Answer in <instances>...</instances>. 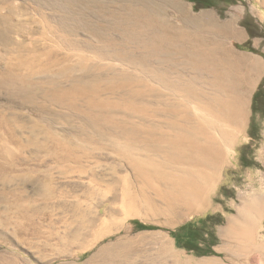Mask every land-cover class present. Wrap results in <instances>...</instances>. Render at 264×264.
<instances>
[{
  "label": "bare ground",
  "instance_id": "obj_1",
  "mask_svg": "<svg viewBox=\"0 0 264 264\" xmlns=\"http://www.w3.org/2000/svg\"><path fill=\"white\" fill-rule=\"evenodd\" d=\"M27 1L36 8L53 10L87 7L91 13L89 15L86 8V16L93 18L77 26L78 20L76 26H73L67 22L68 15L60 14L62 18L58 19L59 23L53 25L49 22L50 16L38 13L44 22L41 25L36 18H20L28 16V13L20 12L18 6L4 9L2 5L8 1L0 0L2 49L11 46L13 35L66 37L63 44L67 41L69 45L65 46L70 50L91 48L87 44L70 45L67 37L78 33L104 38L115 35L130 39L133 43L129 47H115L127 49L126 54L100 53L101 60L118 61L119 66L95 62L83 54H76L75 58L68 53L61 56L56 54L53 59L52 50L50 52L48 48H45V55L42 53L44 58L40 57V53L39 57L34 54L26 56L24 52L29 50L23 43L12 44L19 51L18 56L15 54L13 57L14 60H4L8 70L3 69L7 72L5 76H2L4 71L0 75V94L13 96L15 103L22 102L23 105L32 106L36 112L46 114L43 118L45 126L34 121L29 131L31 138L23 140L24 143L15 141L17 145L24 150L27 145H32L38 151L54 152L56 159L63 163L79 162L80 155L76 153L82 143L85 146L107 148L115 155L110 157H115L118 166L113 181L103 183L106 193H111L112 197L106 198L105 204L96 201L101 205L97 204L98 208L91 219V216L86 218L83 214L89 209L85 208L82 214L80 212V223L76 226H109L102 219L105 215H115L122 220L140 217L162 225H172L208 208L207 200L218 170L225 161L231 160L233 143L242 136L248 93L253 85L250 70L246 67L247 57L235 53L227 44L230 39L242 38V33L233 22H219L211 12L192 15L185 4L176 5L174 9L180 13L182 22L203 34L190 38L182 34L184 30L190 32V29L188 31L183 28L179 33V28L162 23L161 14L149 0H23L25 3ZM73 9L74 12L77 8ZM170 29H176V32L173 34ZM177 32L179 34H175ZM169 33H172L170 37ZM129 68L132 70H126ZM38 73L46 75L42 76L45 80L41 78L44 86L39 85L35 78ZM52 74L55 78H52ZM165 89L171 96L166 95ZM168 97L173 98L170 100ZM51 104L61 108L63 119L72 115L77 117V125L63 128L61 135L53 131L51 125L55 124L53 122L56 118L50 117ZM2 118L0 126L3 124ZM7 119H4L5 123ZM4 125L2 127L5 128ZM40 134H43L41 140L38 139ZM8 136L14 138L11 133ZM76 139L82 143L76 142ZM83 155L85 157L86 154ZM20 157L0 142V227L3 228L0 230V238L11 239L19 244L37 238L39 242V237L44 233L39 229L40 226H34V218L45 206L41 204L44 206L41 208L36 201L41 200L45 205L54 203L52 206L63 212L68 211L69 206L63 200L53 202V195L59 189L55 184L52 185L54 182L50 173L38 174L40 170L36 169L34 158L30 159L32 162ZM124 166L129 169V173ZM97 195L103 196L100 193ZM100 198L96 200L103 201ZM76 205V210L81 207L80 203ZM263 217L264 191L255 190L242 196L236 213L219 230L223 246L217 249L220 252L226 251L231 259L240 254L252 255L264 264V239L258 227ZM71 225L66 221L61 232L53 229L49 232L47 240L41 245L43 249L40 250L43 251H40L38 259L46 260L51 255L54 243L51 244L50 240H56L59 244L63 242L64 248L60 250L63 252L75 247L73 257L78 258L80 253L92 249L104 237L101 234L91 242L85 241L79 230ZM118 229V224H111L107 233H116ZM164 243L161 248L165 259L163 264H168L167 261L170 264H221L218 259L193 261L184 258L170 246L167 239ZM107 250V247H103L98 252L106 253ZM8 255L0 252V264H17L15 258L11 259Z\"/></svg>",
  "mask_w": 264,
  "mask_h": 264
},
{
  "label": "rangeland",
  "instance_id": "obj_2",
  "mask_svg": "<svg viewBox=\"0 0 264 264\" xmlns=\"http://www.w3.org/2000/svg\"><path fill=\"white\" fill-rule=\"evenodd\" d=\"M7 1L8 2H5L2 5L4 6V9H6L8 6H13V8H16V6H18L20 12L26 11L28 13V16H20V18H36L41 25L44 24V22L42 23L41 21V14L46 15L47 17L50 16L49 22L53 25L59 23L58 19H60L61 15H68L69 20L67 19V22L69 24H72L73 26H76L78 20L79 23L77 24V26H79V24L92 21L91 18H93L92 16H89L91 12L87 7H76L77 9L73 7L76 10H74L73 8H60L57 10H53L43 7L36 8L29 1H27L26 3L23 2V0ZM149 1L151 3H154L153 5L155 6V9L161 14L162 18L160 21L162 23L164 22L168 26L170 25L179 28L176 25L184 24L181 20L180 13L177 9L174 8L176 5L186 4L192 15H199L203 12H211L219 22L231 20L234 26L242 33V38L240 40L230 39L227 41V44L235 53L247 57L246 67L248 70H250L249 75L253 80V85L251 86L248 93L246 117L242 136L240 139L235 140L233 143L234 153H232L231 155V160L225 161L222 167H220V169L218 170L217 179L213 184L210 196L207 200L208 208L198 213L191 214L172 225H162L155 221H148L142 218L140 219V217H130L126 220H122L120 217H116L115 215H105L102 217V219L108 224H118L119 229L116 231V233L114 232L113 234L107 233L110 225L102 227L76 226V224L80 223V212V214H82V212L86 208L87 210L89 209L87 212L83 213L84 215H86V218L90 217L91 215L93 216L94 211L96 210V208H98L100 202L105 204L107 203V199H110L112 197L111 193H109L110 196L108 195V193H106V188L104 187L105 184L103 183L112 182V178L116 173L115 169L118 168V166H116L117 161H115L114 159L115 157L110 158L111 156H115L113 151L109 149L107 150V148L103 149V147H100L98 145L85 146L82 141L76 139V142L82 143L80 145L81 147L83 146L82 148L80 147L76 153L77 155H80L81 162L79 160V162L63 163L56 159L55 155L53 154L54 152H49L47 150L38 151V149L33 148L34 146L32 145H27V147H25V150L22 149L19 145L16 144V142L24 143L31 138L30 136L32 135L29 131L30 126L35 123L34 121H39L41 125L43 124V126H45L46 122H44L45 120L43 121V118L45 119L46 114L38 113L32 106L28 105V107L26 105H23L22 102H19L21 103V105H19V103H15L13 96L8 97L0 94V113L1 116L3 115V118L0 116V120L2 118V126L5 124V128L0 126V142H2V146L11 149V151L15 153V155L17 153V156H21L20 158H22L23 156V158H25L26 160L28 159V161H32L30 159L34 158L33 161L35 164H37L36 169L40 170L38 174L42 173V175H44L46 173H50L49 175L52 177L54 182L52 185L55 184L56 187L58 186L59 191L54 193L55 195H53V197L55 199H53V202L56 203L58 202V200L60 202L65 201L64 203L69 206L68 211L66 210L63 212L62 209L59 210L54 208V206H52L54 203L51 205V203L49 202L50 205L48 203L47 206L41 200L36 201L41 208L43 206L41 204H44L45 206H43L44 208L42 209L40 208V212L42 211L40 213L41 215L38 214L34 218V226H40L39 229H41L44 233L43 236L41 235V237H39V242L37 238L19 244V242L13 241L11 239L0 238V252L6 253L7 255L9 254L8 257L10 258H15L17 264H160L161 262V264H163L165 259H163L162 257L161 248L165 244V239L170 242V246L175 251L180 253L184 258H190L193 261L218 259V261H221V264H263L262 262L256 260L252 255L240 254L238 257L236 256L235 258L231 259L226 251L221 250L220 252V250H218L217 248L223 246V238L219 234V230L224 227L228 219L236 213V208L240 205L241 197L255 190L258 192L264 191V0H195L196 2H194V0ZM156 2L159 4H157ZM207 4L211 5H209V7H204V5ZM86 8L89 11H87ZM72 9L74 10V12L72 11ZM3 11L4 10H2V12ZM86 11L87 13L90 12L88 15L89 18L86 16ZM70 12H72V14ZM73 15H76L75 18ZM82 15H84L85 17ZM87 19L90 20L88 21ZM181 29L183 28H179L177 31H182ZM171 31L172 33L174 31L176 32V29ZM178 32L175 34L181 33ZM172 33H169L168 36L170 37ZM189 33H191L192 35ZM87 34L88 33H78L77 35H70L67 37L70 45L72 43H75V45L87 44L91 47H84L85 50L83 48H81L80 50H70V48L68 49V47H66L67 45H69L66 40H64V42L66 41V46L63 44V39H66V37L61 38L57 36V38L56 36L52 37L49 35H13L10 39V42L15 45L23 43L22 45H24L25 47L27 46L26 48L29 51H26L27 53L24 52L26 56L29 54H34L35 56L39 57L42 53H46L45 48H48L50 49V52L52 50L51 57L52 55H54V58L52 57L53 59L56 58V54H59V56H61L67 55L68 53L70 57L72 55L74 56V58L76 57V54H83L84 56H87L90 60H93L95 62H108L111 64H116L117 66H119L120 64L118 61H114L111 59L101 60L100 53L102 52L105 54H115L117 52H121L122 54H126L125 52H127V49L121 50L115 47H129L130 45H133L130 39L120 38L115 35L104 38L101 36H96L94 34ZM182 34H185V36L187 35L190 38H192L193 35H195V37L203 36V34L199 30L197 31V29L192 30V32H186V30H184ZM12 44L11 46L13 49L10 48L11 46L9 48L7 47V49L6 47L2 49L3 45L0 43V75L3 74L4 70H8L7 64H4V60L7 61L8 58L14 60L13 57H15V54L16 56H18L17 54H19V51L17 49L18 47H16L15 45L13 47ZM10 55L12 56L10 57ZM42 55L40 57L44 58V55ZM123 67L128 68L126 65H123ZM251 69L254 70L252 71ZM126 70L130 71L132 69L129 68ZM6 71H4V75L2 76L6 75ZM2 76H0V78ZM42 76L46 77V75H43V73H38L35 76L38 84L40 83L41 85H43V81L45 80ZM54 76L55 75L52 74V78H55ZM41 78L44 80H42ZM164 91L166 92L167 90L165 89ZM166 95L171 96L169 94V91H167ZM171 98L173 97H170L169 99L171 100ZM174 98L177 97L174 96ZM30 107H32V110ZM49 108H51L52 113V115L50 114V117H53L54 119L56 118L55 120L53 119L54 122L51 120L53 123H55L51 125L52 130L58 133V135L62 134L63 128H66L67 126V128H70L72 125H77V123L79 122V119H76L77 117L75 118L74 115H72V117L63 119V117L60 115L61 108L59 106L51 104ZM33 109L35 112L33 111ZM16 112L17 114H15ZM7 118H9L10 120H8ZM4 119L10 121V124L8 121H6L5 123ZM2 128V131L4 132L8 130V133L1 134ZM16 132L17 136L15 135ZM10 133L11 135H13V139L8 136V134L10 135ZM41 137H43V134H40V137L38 139H40ZM15 144L17 147L15 146ZM81 149L84 150L82 151ZM21 150H24L22 151V154L20 153ZM83 154H86L87 156L85 155L84 157ZM107 158L110 160H108ZM113 160L115 162H112ZM80 168L83 169V171L81 170L80 172ZM124 169H126L125 166ZM128 170L129 169L127 168L126 171L129 173L130 171ZM112 172L114 175L112 174ZM40 177L42 176L40 175ZM99 177L104 179V181L102 182L101 178L99 180ZM96 187L98 188V190L100 189L99 191H97L103 196L97 195L99 193L95 190L97 189ZM99 198L103 199V201L96 200ZM75 202L76 204H81V207H77V210L75 208V206H77ZM83 207L84 209H82ZM92 216L90 217V219L92 218ZM66 221L67 223L70 222L72 224V228L79 230L80 234L82 235V239L84 238L83 240L85 241L91 242L95 237H98L101 234H104V237L98 244L92 247V249H88L83 253H80L78 258L76 256L73 257V255L76 253L75 247H73L72 249H67L72 251L67 252L66 250L65 252H63V250L60 251L64 248L63 242L59 244L58 242H56V240H50V243L54 244H52V251L50 250L51 255H49V257H46L49 260H42L41 258L38 259L41 254L40 251H43L40 250V248L43 249L41 245H43L47 240L49 232H51L52 229L53 231L59 230L61 232V229L63 230L64 227L62 225ZM258 227L260 229V236L264 239V217L258 222ZM0 230H3V228L0 227ZM44 235H46V237ZM163 237L164 240H162ZM162 241L164 244L162 243ZM36 242L38 243L36 244ZM103 247L108 248L106 253H104L105 251L103 253H100V249ZM54 248L57 249L55 250ZM57 252L58 254L60 253V256L57 254ZM69 253H71V257H68ZM63 254L65 257L62 256ZM54 256L58 258H55ZM52 257L54 259H52ZM167 263L170 264V261H167Z\"/></svg>",
  "mask_w": 264,
  "mask_h": 264
},
{
  "label": "crops",
  "instance_id": "obj_3",
  "mask_svg": "<svg viewBox=\"0 0 264 264\" xmlns=\"http://www.w3.org/2000/svg\"><path fill=\"white\" fill-rule=\"evenodd\" d=\"M185 6H187V5L185 4ZM187 7H188V6H187ZM183 23H184V22H183ZM176 26L179 27V28H185V29H188V30L190 29L191 31L194 30V28H192L191 26H189V25H187V24H185V23H184L183 25H176ZM182 26H183V27H182ZM190 30H189V31H190Z\"/></svg>",
  "mask_w": 264,
  "mask_h": 264
},
{
  "label": "trees",
  "instance_id": "obj_4",
  "mask_svg": "<svg viewBox=\"0 0 264 264\" xmlns=\"http://www.w3.org/2000/svg\"><path fill=\"white\" fill-rule=\"evenodd\" d=\"M194 2H196V1L194 0ZM209 5H211V4L204 5V7H209Z\"/></svg>",
  "mask_w": 264,
  "mask_h": 264
}]
</instances>
